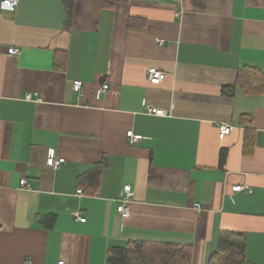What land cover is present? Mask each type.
<instances>
[{
    "label": "crops",
    "instance_id": "crops-1",
    "mask_svg": "<svg viewBox=\"0 0 264 264\" xmlns=\"http://www.w3.org/2000/svg\"><path fill=\"white\" fill-rule=\"evenodd\" d=\"M219 123L232 126L223 140ZM129 130L143 138L130 144ZM50 151L65 158L57 170ZM0 221V264H108L136 240L189 245L191 264H208L223 231L244 235L246 264H264V0L0 9Z\"/></svg>",
    "mask_w": 264,
    "mask_h": 264
},
{
    "label": "trees",
    "instance_id": "trees-1",
    "mask_svg": "<svg viewBox=\"0 0 264 264\" xmlns=\"http://www.w3.org/2000/svg\"><path fill=\"white\" fill-rule=\"evenodd\" d=\"M102 7H114L127 0H96ZM246 89L254 88L251 81L242 82ZM102 166V165H100ZM99 168L91 181L96 183ZM245 238L242 233L223 231L216 251L210 256L208 264H246ZM192 248L189 245L155 241H132L125 247L112 249L108 264H191Z\"/></svg>",
    "mask_w": 264,
    "mask_h": 264
},
{
    "label": "built area",
    "instance_id": "built-area-1",
    "mask_svg": "<svg viewBox=\"0 0 264 264\" xmlns=\"http://www.w3.org/2000/svg\"><path fill=\"white\" fill-rule=\"evenodd\" d=\"M178 3H181V0H174ZM19 3V0H0V9H3L5 11L13 12L16 10V7ZM181 12H176V16H180ZM160 45L163 44L162 41H158ZM8 53L11 55H19L20 49L18 47H11L8 50ZM166 77V73L158 68L152 67L147 70V78L150 83L152 84H159L162 82ZM83 81L82 80H75L73 82V89L75 92L79 93L83 88ZM109 88L108 84H104L102 86V91H107ZM31 94H27V99H32ZM145 112L150 115H167V111L162 108H157L152 105H147ZM219 138L221 140L225 139L226 136H228L232 132V126L227 123H219ZM127 138L130 144H135L139 140H141L143 137L140 134L134 133L132 130H129L127 132ZM65 162L64 157H57L53 152H49L47 157V165L52 170H57L61 167V165ZM19 186L21 188H30V185L28 184V181L26 178H21L19 181ZM233 191H251V187L249 185H235L232 187ZM78 194H83V190L79 189ZM134 197V190L132 188V185L125 184L123 186V190L121 195L117 199V212L122 218H128L131 214V205L133 202ZM195 209L197 211L202 210V205L200 203L195 204ZM73 217L80 221H85L86 218L82 215L80 211H77L73 214ZM2 228V224L0 221V229ZM58 264H66L65 261H59Z\"/></svg>",
    "mask_w": 264,
    "mask_h": 264
}]
</instances>
